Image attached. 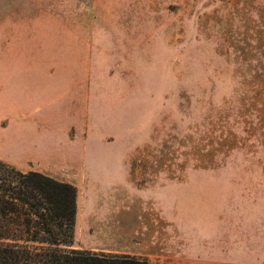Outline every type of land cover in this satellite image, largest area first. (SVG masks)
<instances>
[{"label": "rangeland", "instance_id": "374dc122", "mask_svg": "<svg viewBox=\"0 0 264 264\" xmlns=\"http://www.w3.org/2000/svg\"><path fill=\"white\" fill-rule=\"evenodd\" d=\"M115 32L131 47L117 52ZM42 43L78 112L51 128L50 156L28 147L24 169L0 147V161L75 182L77 243L264 264V0H0L1 114L3 65L17 66L1 52Z\"/></svg>", "mask_w": 264, "mask_h": 264}, {"label": "trees", "instance_id": "16d2710c", "mask_svg": "<svg viewBox=\"0 0 264 264\" xmlns=\"http://www.w3.org/2000/svg\"><path fill=\"white\" fill-rule=\"evenodd\" d=\"M77 213L75 185L0 161V264H150L77 248Z\"/></svg>", "mask_w": 264, "mask_h": 264}, {"label": "crops", "instance_id": "0c3cea01", "mask_svg": "<svg viewBox=\"0 0 264 264\" xmlns=\"http://www.w3.org/2000/svg\"><path fill=\"white\" fill-rule=\"evenodd\" d=\"M9 20L12 24L14 23L13 25L17 24L16 22L19 25V19L13 17ZM15 30L19 33L16 34L18 41L23 44L21 40H25L28 37L21 35V33L25 34L27 31L24 28H15ZM134 41L136 46L140 45L142 41L146 42V38L141 40L140 37L136 36ZM111 42H113L117 52H123L127 46L131 47V42L133 41L131 36L115 32L111 33ZM23 46L30 48L29 41L27 45L24 42ZM41 46L42 48L39 46L37 51L34 47L35 51L29 48H19L18 50L7 48L1 52L3 58H12L17 66L10 68L3 65V73L11 74V77L7 79L9 83L4 84V86H9L7 89H10L11 93L8 90V93L1 98V109L6 112L4 114L0 113V147L4 152H10L11 155L17 153L18 156L14 162L5 158L1 160L24 169L28 167H24V164L21 163L25 161L29 163L33 158H37V161H39L43 155L45 157L46 155L50 156L53 147L60 146L58 136L51 130V128L59 126L57 125V119L60 118L67 121L70 115L78 112L76 107H69L68 100L66 101L68 94H74L73 91L69 92L66 87L67 67L62 65L53 67L49 64L52 51L46 49L44 43ZM42 56L45 60L41 61ZM46 58L48 63H46ZM41 62L45 63L41 64ZM54 73L55 76H53ZM57 73H63L64 75H57ZM12 85L14 86L11 89ZM16 87L17 89H15ZM71 99H74V97H71ZM79 113H82V110ZM80 126L84 128L83 123H80ZM28 147L34 148L32 154H35L36 158L27 154ZM38 167L35 166V168ZM29 168L32 167L29 166ZM68 183H71V181ZM73 183L75 184V182L71 184ZM78 214L79 211L77 220ZM77 248L92 251L98 250L96 247H87L82 245V243H77ZM102 251L111 254L127 253L120 249Z\"/></svg>", "mask_w": 264, "mask_h": 264}]
</instances>
